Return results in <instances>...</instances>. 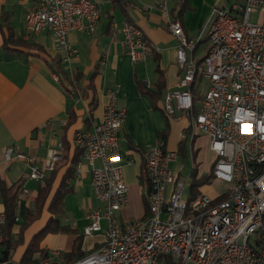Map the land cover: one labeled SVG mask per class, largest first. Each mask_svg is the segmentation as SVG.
Returning <instances> with one entry per match:
<instances>
[{
	"label": "built area",
	"instance_id": "1",
	"mask_svg": "<svg viewBox=\"0 0 264 264\" xmlns=\"http://www.w3.org/2000/svg\"><path fill=\"white\" fill-rule=\"evenodd\" d=\"M162 10L166 13L165 4ZM255 11L259 18L251 21ZM99 18L94 0H37L24 24L29 32L50 30L55 48L67 59L75 51L68 33H92ZM169 29L177 40L175 60L181 74L175 89L165 93L162 110L167 116L175 110L191 113L192 131L209 137L215 155L212 180L225 187L213 196L198 192L189 198L187 177L171 166L176 152L158 139L144 156L148 213L121 222L118 212L129 191L122 167L132 159L124 161L119 152L126 111L117 106V90L107 89L100 120L73 138L90 166L93 193L102 202L87 212L82 235L101 232L103 240L73 261L52 248L32 262L0 257V264H264V0H235L229 9H217L200 64L192 54L196 41L187 38L177 19L169 21ZM121 33L120 45L132 62L153 53L155 46L133 22H123ZM202 79L205 89L192 113L194 91ZM2 154L5 160L27 161L28 177L34 180L53 170L60 155L52 149L37 165L13 146L4 147ZM4 222L0 209V244Z\"/></svg>",
	"mask_w": 264,
	"mask_h": 264
},
{
	"label": "crops",
	"instance_id": "2",
	"mask_svg": "<svg viewBox=\"0 0 264 264\" xmlns=\"http://www.w3.org/2000/svg\"><path fill=\"white\" fill-rule=\"evenodd\" d=\"M36 1L0 0V209L5 210L9 204L14 213L15 222L7 228L6 237L15 244L9 257L20 261L32 236L51 214L44 206L40 216L22 228L28 213L36 212L35 201L44 178H29L30 164L24 160H5L2 149L13 146L28 154L31 164L37 165L49 158L50 150L57 149L60 155L57 169L51 175L48 201L66 170L72 167L73 177L66 179L70 189L63 199L62 216L66 196L79 195L83 211L78 223L80 230L67 224L75 233H69L63 247L56 246L63 235L48 233L40 242L42 251L47 254L58 248L64 255L78 241L81 251L97 246L103 240L102 233L86 237L82 228L87 223V212L102 202L93 193L90 166L76 149L73 138L75 132L90 130L100 120L107 89L117 90V106L126 111L118 134L119 152L124 161L132 159L130 163L123 162L122 167L129 191L127 203L118 212L121 222L147 214L149 186L143 162L158 139L176 155L183 142L185 151L189 144L192 151L202 145L203 153L198 157L192 155L191 169L195 165L198 177L210 172L215 155L209 148V137L196 129L192 131L191 113L175 110L173 116H167L162 110L165 93L175 89L181 74L175 60L177 40L170 32L169 21L177 19L187 38L196 41L192 54L200 60L207 49V30L216 10L229 9L235 0H94L100 9L96 28L92 33L76 30L68 33L75 51L67 59L55 48L50 30H26L25 15ZM164 4L166 13L162 10ZM255 15L258 19V14ZM125 21L136 24L155 46L153 53L142 61L132 62L120 45L121 25ZM54 75L58 80H54ZM197 85L196 105L205 89V80H199ZM202 158L205 164L200 169ZM175 163L176 159L171 166L178 172L181 169ZM215 183L221 182L211 180L199 192L217 194ZM185 194L189 195L186 188ZM42 217V223L36 224ZM2 242L0 257L5 247Z\"/></svg>",
	"mask_w": 264,
	"mask_h": 264
},
{
	"label": "trees",
	"instance_id": "3",
	"mask_svg": "<svg viewBox=\"0 0 264 264\" xmlns=\"http://www.w3.org/2000/svg\"><path fill=\"white\" fill-rule=\"evenodd\" d=\"M203 57L200 60H197L198 64L202 62ZM195 94H196V91H194V96ZM196 110H197V105L195 104V101H194L192 113L196 112ZM164 147H165V144H164ZM76 149L79 152L83 153L82 149L80 148H76ZM178 154L181 155L182 157L184 156L185 154L184 142L179 145ZM57 165H58V161L56 162L53 170L49 172L50 174L47 177H44L43 185L42 187H40L38 195L36 197V201H35L36 212L32 214L28 213L29 215L26 216V219H24V223L22 224V228H26L32 221H34L36 218L40 216L44 206L46 207V210L51 214V216L47 219L43 227L40 228L32 236L29 244L27 245L25 249L23 258L21 259L22 262H32L46 255V253H44L40 247V242L44 238V236L47 235L48 233H75V229L70 228L69 225H64V226L59 225L60 217L63 214V199H64L65 194L70 189L68 184L66 183V179L67 177H70V178L73 177L72 167L66 170V174L60 181L58 187L53 192L50 200L49 201L47 200L51 192V188H52V176L51 175L56 171ZM143 165H144V162H143ZM180 171L181 170L177 172V175L179 176H180ZM190 176H191V182L189 184V189H188L189 198H193L200 191V187L202 185L208 184L212 180L211 171L206 175L198 177L195 165L191 169ZM3 211L5 213V222L3 226L1 227V231L3 233L2 243L5 244V247L3 248L2 258H7L9 257L11 248H13V246L15 245L14 243L9 241L8 237H6L7 228L13 222H15V218H14V213L9 208V204L6 205V209ZM98 246L99 244L97 246L92 247L90 250H93L97 248ZM79 248H80V242L78 241L74 244L73 248L70 251L64 252L65 258L69 261H73L87 253L86 251H81ZM36 253H38L39 255L37 257H34V254Z\"/></svg>",
	"mask_w": 264,
	"mask_h": 264
},
{
	"label": "rangeland",
	"instance_id": "4",
	"mask_svg": "<svg viewBox=\"0 0 264 264\" xmlns=\"http://www.w3.org/2000/svg\"><path fill=\"white\" fill-rule=\"evenodd\" d=\"M257 12H252L251 15H250V20L251 21H257L258 19L256 18V15ZM203 84V83H202ZM201 84V85H202ZM201 91V88L199 89ZM189 144V142H188ZM195 147V146H194ZM200 149L199 150H191L190 148V144L189 146L187 147V150L185 151V154L184 156L182 157L181 155L177 154V158H176V165L179 169H181L180 171V177L181 178H186L187 177V184L188 186L186 187V189L188 190L189 189V184L191 182V176H190V172H191V162H192V155L193 153H195V157H198L201 153H203L204 151V147L202 145H199L198 146ZM202 157H205V155L203 154ZM208 157V156H207ZM207 159V158H206ZM205 159V161H206ZM201 164H200V169L203 168L202 166H204L205 163H203V158ZM205 171V170H204ZM225 185L223 183H215L214 185V189L215 190H220L222 188H224ZM81 204H82V199L80 200L79 199V195L77 194H70L68 196H66L65 198V214L63 216L60 217V223L59 225L60 226H64V225H67V224H70L76 228H78L80 230V225L78 224L79 223V220L82 216V207H81ZM44 217V216H43ZM40 218L36 224H40L42 223L43 219L44 218ZM135 218V217H133ZM54 223V222H52ZM35 224V225H36ZM62 236V239L59 240V238L57 239V242H56V246L57 247H63V245L65 244L67 238L70 236L69 233H60ZM86 237H90V236H86ZM63 252V251H62Z\"/></svg>",
	"mask_w": 264,
	"mask_h": 264
}]
</instances>
